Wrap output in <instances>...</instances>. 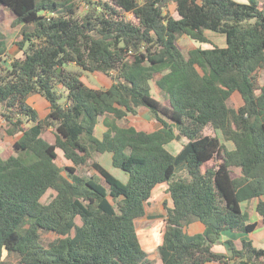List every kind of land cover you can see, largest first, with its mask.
Instances as JSON below:
<instances>
[{
  "label": "trees",
  "instance_id": "1",
  "mask_svg": "<svg viewBox=\"0 0 264 264\" xmlns=\"http://www.w3.org/2000/svg\"><path fill=\"white\" fill-rule=\"evenodd\" d=\"M244 1L0 0V22L8 10L13 27L23 25V57L10 64L0 30L1 129L19 137L0 156V264H10L5 252L18 264H150L136 220L164 183L173 201V208L165 203L164 264H264V249L248 241L242 249L229 242L231 257L212 251L224 232L256 229L241 202L264 195V0ZM206 31L225 36L226 46ZM185 35L210 48L186 55L179 45ZM83 73L114 83L93 89ZM153 80L163 101L152 95ZM34 94L51 104L46 121L26 102ZM141 107L160 130L116 124ZM100 118L108 128L103 139ZM50 127L55 144L43 137ZM183 138L188 143L172 154L167 145ZM57 149L72 167L58 166ZM105 153L126 183L101 165ZM257 210L264 219L263 202ZM195 220L206 230L188 236ZM44 234L55 239L45 244Z\"/></svg>",
  "mask_w": 264,
  "mask_h": 264
},
{
  "label": "crops",
  "instance_id": "2",
  "mask_svg": "<svg viewBox=\"0 0 264 264\" xmlns=\"http://www.w3.org/2000/svg\"><path fill=\"white\" fill-rule=\"evenodd\" d=\"M238 2H245V1L240 0ZM11 25H13V22L11 23ZM17 27L21 30L23 28V25H20ZM2 29L3 28H2V25L0 23V30L3 32ZM208 32H210V31H206V36L215 45H217L219 47H225L226 46V44H225L226 38L225 37H224V42L222 41L223 38H220V37L218 40L219 42H215L211 38V36H217L220 34L214 33V35H209ZM3 34L7 38V45H8L7 54H6L7 57L4 55L5 58H8L9 62H11L12 59H14V58L23 57V51L20 49V47L17 44H15L14 46H11V45H13V42H11V40L9 39V37L7 36V34L5 32H3ZM182 38H180V40H179V45H180V48L183 50L182 45H181L182 44L181 43ZM187 38L192 42L194 49L210 48V47H208L209 46L208 44H201L199 42H196L195 40H192L188 36H187ZM194 49H192V50H194ZM90 75L95 77V79H97V80L102 79V81H104L106 84H104V83L99 84V82L98 83L92 82L91 79L88 77ZM108 78H110V80ZM107 80H109V81H107ZM82 81L88 87L93 88V89H108L114 83V81L112 80L111 77H108V76L101 74V73H83ZM153 81H152V95L156 99L163 101L164 100L163 94L158 90L156 85L153 84ZM103 85H105V86H103ZM153 88H154L155 92L158 94V96L154 95ZM26 102L30 107H32L33 109H35L37 111L39 121H46L47 120V118L51 112V104L48 102V100L45 97H43L42 95H39V94H34V95L29 96L27 98ZM133 117H135V118L140 117V119L142 120L140 122V124H142V126H144V125L147 126L148 129H142L139 126V124L134 121ZM104 123H105V118H100L98 121V124L96 126V135L99 139H103L104 134L108 130V128L105 126ZM116 124L121 128L132 126L138 130H141V131H144L147 133H153L155 131L160 130L163 127L162 124L155 119V117L150 112V110L147 108H144V107H141L138 109L137 115H129L126 119L117 121ZM46 129L54 132L53 139L49 140L48 138H45L44 135H43V137L49 143L55 144L56 135H55L54 129L52 127L46 128ZM18 138L19 137H16V140ZM187 143H188V140L186 138H183L180 141H174L171 144L167 145V149L172 154L177 155L181 152V150L183 149V147ZM230 143H232V142H230ZM224 144L227 146V148L229 150L235 149V145L233 143H232L234 146L233 149L229 148V146L226 143H224ZM57 154H58L57 164L60 168L72 167L74 165L73 162L66 159L64 152L62 150L57 149ZM58 161H61L60 164L58 163ZM99 162L101 163L102 166H104L109 172H111L113 175H115L117 178H119L122 182L126 183L128 181V176L126 174L123 176V179H121L117 175L116 172L121 173L122 171L113 166L111 154L105 153V154L100 155L99 156ZM211 163H213V164L211 165ZM61 165H62V167H61ZM208 166L209 167L214 166V162H210L208 164ZM110 170H113L114 172L110 171ZM232 170H233V174H232L233 178L239 179L242 176L240 168H235ZM261 202L264 203V195H262L259 198L247 199V200L241 202V209H242L243 213L245 214V216L247 217L248 223L249 224H255L256 229L250 233H237V232H233V231L224 232L222 237H221V240L218 241L216 244H214L212 247V251L215 254L231 257L232 251H231V247H230L229 242H233V244L235 245V247L237 249H242L243 243L245 241L251 242L253 244V246L257 249H264V219L259 214V212L257 210L258 205ZM165 203L167 204V208H173V201H172L171 195L169 193V185L167 183L160 184L153 190L152 196H151L149 202L145 206V216L136 220L137 233H138V236H139V239H140V242H141L143 249L149 255L150 264H164L163 260L161 259L160 254H159V247L163 244V238H164L165 232H163V236H162V238H160L159 235L157 236V233H158L157 231L160 229L161 225H164V231L166 228L165 220L167 217V209L165 207ZM143 223H145L147 225L146 227H147L148 233L145 235H144V233H140V231H139V229L142 228L141 225ZM138 224H139V227H138ZM205 230H206V226L198 220L193 221L192 223L187 225L185 228V232L188 236H194L197 234H202L205 232ZM148 234L151 236H149ZM229 263L233 264V261H230ZM204 264H227V263H224V262H207ZM236 264H245V262L240 261V260H236Z\"/></svg>",
  "mask_w": 264,
  "mask_h": 264
},
{
  "label": "rangeland",
  "instance_id": "3",
  "mask_svg": "<svg viewBox=\"0 0 264 264\" xmlns=\"http://www.w3.org/2000/svg\"><path fill=\"white\" fill-rule=\"evenodd\" d=\"M236 1H240V0H236ZM86 9H87V6H85V5L82 4V10L83 11H86ZM4 11H5L4 20L0 22L1 25H2V28H3L2 30H3V32H5L7 34V36L11 40V42H13V45L10 44L11 46H14L15 44L19 45L18 43H20L22 41V29L23 28L20 30L18 27H15V26L13 27V25H11V23L13 22L14 17L10 14V12L8 10H4ZM168 12L171 15H173L174 17L178 18V15H177L176 10H175V8H174L173 5H171L169 7ZM132 18H133V15L132 14H128V19H132ZM208 33H209V35H214V33H212V32H208ZM219 37L220 38H223L222 41L224 42V37L225 36H223V35L222 36L221 35L211 36V38L215 42H219L218 41L219 40ZM181 43H182L181 45H182V48L184 50V53L186 55H188L189 51H191L192 49H194L192 42L187 38V36H184L182 38V42ZM225 44H226V41H225ZM208 47H210V46H208ZM5 64H7V63L5 62ZM8 64H10V62H8ZM68 69L69 70H72V71H80V69L77 66H75V65L69 66ZM88 77L91 79L92 82H96V83L99 82V84H101V83L106 84L104 81H102V79L101 80H97L92 75H90ZM108 79L110 80V78H108ZM109 80H107V81H109ZM154 81H153V84L156 85ZM261 83L264 84V74H262ZM103 86H105V85H103ZM63 93L67 95V91H63ZM153 93H154L155 96H158V94L155 92L154 88H153ZM133 119H134L135 122H137L139 124V126L142 129H148L147 126H145V125L142 126V124H140V122L142 121L140 119V117H137V118L133 117ZM3 126H4V118L2 117V115L0 113V155H2V153L5 152V151H7V150H12L13 149V145L16 142V138L15 137L4 136V134H3L4 133V130L1 129V128H3ZM206 133L207 134H212V135L218 136V138H220V140H221L222 143H226L229 146V148H231V149L234 148V146H233L232 143L226 142L224 140V137H223V135L220 132H213V131L210 132L209 130H207ZM53 134H54V132L49 131V130L46 129L44 131V134L43 135H44L45 138H48L49 140H52L53 139ZM60 162L61 161H58L59 164H60ZM212 164L213 163H211V165ZM61 167H62V165H61ZM62 168L64 169L65 167H62ZM110 171H113V170H110ZM83 172H85L86 175H90V174L93 173L92 171H89L88 168H84L83 169ZM116 173H117V175L121 179H123V176L125 175L124 172L123 173L122 172L121 173L116 172ZM52 197H53V192H49L46 195V197L43 199V201L44 202H49ZM146 226L147 225L145 223H143L141 225L142 228L139 229L140 233H144V235L148 233ZM138 227H139V224H138ZM157 232H158L157 233V236L159 235V237L162 238L163 232H165L164 231V225H161L160 229ZM149 236H151V235H149ZM43 238H44V243L45 244H48V243L52 242L55 239V236L52 235V234H44L43 235ZM3 258L5 259L6 262H8L10 264H18V260H17L16 256H8L6 252L4 253V257Z\"/></svg>",
  "mask_w": 264,
  "mask_h": 264
}]
</instances>
